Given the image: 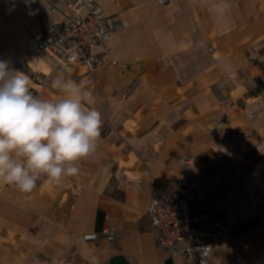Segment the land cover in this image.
Segmentation results:
<instances>
[{"label": "crops", "instance_id": "1", "mask_svg": "<svg viewBox=\"0 0 264 264\" xmlns=\"http://www.w3.org/2000/svg\"><path fill=\"white\" fill-rule=\"evenodd\" d=\"M70 1L41 0L39 11L0 0V60L46 100L63 96L51 87L63 71L103 119L78 175L42 178L30 193L0 184V264H187L158 248L153 185L205 209L206 230L230 227L210 238L208 264H264V0H227L222 14L220 0H98L118 26L91 72L38 52Z\"/></svg>", "mask_w": 264, "mask_h": 264}, {"label": "clouds", "instance_id": "2", "mask_svg": "<svg viewBox=\"0 0 264 264\" xmlns=\"http://www.w3.org/2000/svg\"><path fill=\"white\" fill-rule=\"evenodd\" d=\"M227 0L218 13L230 9ZM76 62V55L68 57ZM29 77L0 60V184L30 193L46 178L58 185L79 174L78 162L95 154L101 137L102 114L86 107L91 92L60 71L51 87L63 93L55 101L40 99L30 90Z\"/></svg>", "mask_w": 264, "mask_h": 264}, {"label": "built area", "instance_id": "3", "mask_svg": "<svg viewBox=\"0 0 264 264\" xmlns=\"http://www.w3.org/2000/svg\"><path fill=\"white\" fill-rule=\"evenodd\" d=\"M27 1L42 11L41 0ZM167 1L159 0L161 4ZM67 7L70 13L65 23H52L39 39V55L48 56L66 70L82 66L91 72L103 67V58L96 49L103 54L110 53L109 40L118 21L105 14L98 0H71ZM56 12L57 9L53 8L52 13ZM73 54L77 57L75 63L68 59ZM111 63L118 65L114 59ZM33 94L41 99L38 92L34 91ZM176 187L196 197L203 195L197 183L182 181ZM152 192L148 216L158 248L169 255L182 256L187 264H208L212 252L210 238L213 234H230V227L217 220L208 231L203 227L207 211L194 205L185 194L174 199L156 185H153ZM254 200L259 203L258 198ZM109 237L112 239V234Z\"/></svg>", "mask_w": 264, "mask_h": 264}]
</instances>
